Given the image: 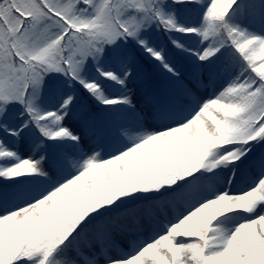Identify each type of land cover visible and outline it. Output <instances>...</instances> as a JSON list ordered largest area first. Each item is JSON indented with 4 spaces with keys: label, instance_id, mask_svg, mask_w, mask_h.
<instances>
[{
    "label": "snow or ice",
    "instance_id": "snow-or-ice-1",
    "mask_svg": "<svg viewBox=\"0 0 264 264\" xmlns=\"http://www.w3.org/2000/svg\"><path fill=\"white\" fill-rule=\"evenodd\" d=\"M0 264H264V0H0Z\"/></svg>",
    "mask_w": 264,
    "mask_h": 264
}]
</instances>
